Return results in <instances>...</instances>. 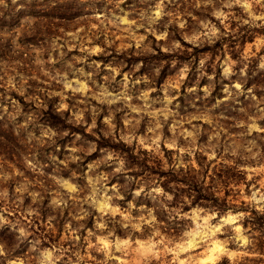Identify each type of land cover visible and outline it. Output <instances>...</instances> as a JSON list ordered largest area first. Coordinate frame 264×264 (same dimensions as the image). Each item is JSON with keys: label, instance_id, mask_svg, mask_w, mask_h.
<instances>
[{"label": "rangeland", "instance_id": "rangeland-1", "mask_svg": "<svg viewBox=\"0 0 264 264\" xmlns=\"http://www.w3.org/2000/svg\"><path fill=\"white\" fill-rule=\"evenodd\" d=\"M44 1L0 0V119L14 152L0 154V264H264V88L243 85L264 68V0H80L54 29ZM52 97L70 129L40 120ZM97 132L134 152L169 148L175 166L193 152L208 173L238 166L227 198L242 207H174L185 225L164 235L149 207L117 203L129 165L96 147Z\"/></svg>", "mask_w": 264, "mask_h": 264}, {"label": "trees", "instance_id": "trees-1", "mask_svg": "<svg viewBox=\"0 0 264 264\" xmlns=\"http://www.w3.org/2000/svg\"><path fill=\"white\" fill-rule=\"evenodd\" d=\"M36 4L42 5V8L37 11L42 12L39 15L45 18L43 20L47 21L46 26L48 25L51 29L57 27L62 21L71 20L73 17H76L83 9V3L80 0H47V2L44 1V3L39 2ZM167 29L174 30V28L171 29L170 27H167ZM35 33L39 32H34L32 35L34 36ZM46 33L49 36L53 32L46 30ZM35 38L40 39L42 36L36 34ZM193 48L195 49V47ZM155 50L166 57L165 64H168L171 53L163 52L158 47H155ZM190 53L184 49L182 56L187 58ZM192 54L194 53L192 52ZM182 56L177 55L176 57L181 58ZM131 57L134 58L133 56ZM140 59L145 62L142 56H140ZM101 60L103 61V59ZM25 63V61L19 60L17 66H15L16 69L24 70ZM193 68L188 72V79L193 76ZM217 70L213 75V89L210 91L212 97H214L215 90L224 82L223 80L217 81ZM245 80L243 85H250L251 83L256 85L254 90L257 96H259L260 91H263L262 88H264V68L260 73L253 76L247 70ZM54 99L55 97H52L44 102V108H40V120L55 128L67 127L70 129L71 126H67L66 124L67 113L57 109L53 102ZM1 123L2 120L0 119V154L4 155L6 159L12 160L14 155L13 147L7 136L8 133L2 128ZM202 126H204L203 123ZM79 132L87 134L81 128H79ZM92 139L95 141L96 147L105 146L120 152L126 164L129 165V170L126 172L131 177L129 184H117V190L121 193V197L116 198L119 206L123 207L126 201L131 200L135 205L142 203L146 207H149L161 233L172 239L179 236L180 230L186 221V219L179 217L177 213L172 211L174 207H177L179 211H185L192 206H201L213 209L216 212H223L229 208L236 209L242 207L241 205L229 202L227 198V195L232 190L229 187L230 184H236L238 181L244 179L243 171L234 164L219 163L217 166L213 165L208 173V164L202 162L205 156L198 152H193L195 164L189 163L175 166L171 157L172 150L169 148L165 149L163 146L162 158L150 150L138 149L134 152L123 141L111 140L109 137L103 136L100 132H97V136H93ZM198 141H202V139ZM63 173L65 174V172ZM138 176H140V180L146 181L147 183L153 179L154 184H134L137 182ZM205 177H207V180H205ZM216 179L220 183L219 188H217L216 184H213ZM117 181L120 182L121 180ZM139 186H142V188L136 196H133V189ZM152 187H158L161 191L148 193V190ZM217 191H222V194L218 195L216 193ZM44 207L42 209L39 207L41 218H44L49 212V210H44L47 208L46 204ZM250 211H254L253 208H250ZM81 222L84 226H89L91 223V214H87ZM71 223L75 224L74 221ZM113 229L116 233L120 232L117 224H114ZM7 251H12V249H7ZM216 264L220 263L217 262Z\"/></svg>", "mask_w": 264, "mask_h": 264}]
</instances>
